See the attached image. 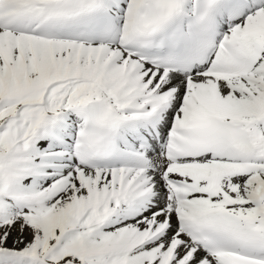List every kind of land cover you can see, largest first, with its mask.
<instances>
[{
	"label": "snow or ice",
	"instance_id": "6c2138e0",
	"mask_svg": "<svg viewBox=\"0 0 264 264\" xmlns=\"http://www.w3.org/2000/svg\"><path fill=\"white\" fill-rule=\"evenodd\" d=\"M0 264H264V0H0Z\"/></svg>",
	"mask_w": 264,
	"mask_h": 264
}]
</instances>
